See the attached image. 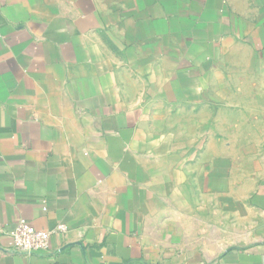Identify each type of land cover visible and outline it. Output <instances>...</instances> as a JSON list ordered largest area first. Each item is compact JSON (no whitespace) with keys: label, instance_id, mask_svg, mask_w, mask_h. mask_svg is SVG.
Returning a JSON list of instances; mask_svg holds the SVG:
<instances>
[{"label":"crops","instance_id":"crops-1","mask_svg":"<svg viewBox=\"0 0 264 264\" xmlns=\"http://www.w3.org/2000/svg\"><path fill=\"white\" fill-rule=\"evenodd\" d=\"M0 264H264V0H0Z\"/></svg>","mask_w":264,"mask_h":264},{"label":"built area","instance_id":"built-area-1","mask_svg":"<svg viewBox=\"0 0 264 264\" xmlns=\"http://www.w3.org/2000/svg\"><path fill=\"white\" fill-rule=\"evenodd\" d=\"M67 227L57 224L53 228L41 231L32 228L29 223L21 218L14 220L11 224L0 226V236L10 239L11 249L7 254L32 256L46 252L49 248L51 238L64 235Z\"/></svg>","mask_w":264,"mask_h":264}]
</instances>
